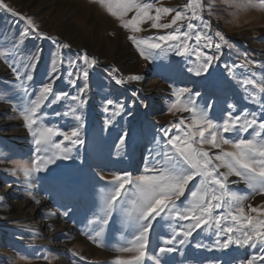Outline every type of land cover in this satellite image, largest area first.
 Returning a JSON list of instances; mask_svg holds the SVG:
<instances>
[{
    "label": "rangeland",
    "instance_id": "374dc122",
    "mask_svg": "<svg viewBox=\"0 0 264 264\" xmlns=\"http://www.w3.org/2000/svg\"><path fill=\"white\" fill-rule=\"evenodd\" d=\"M3 2L11 12L0 9V52H11L13 45L19 43L18 34L24 27V21L19 19L20 15L32 18L40 31L46 35L61 43L70 44V48L60 50L65 63L58 66L59 79L54 83L55 92L77 94V89L69 83L67 76L69 70H76L69 68L68 60H78L83 68L86 66L79 58L87 55L90 59H95L97 64L88 69L90 87L84 96L87 104L82 109L84 126L81 131L85 144L74 149V152H79V158L73 161H57L47 172L29 178L31 191L37 201H42L47 206V215L35 212L29 217L26 215V219L13 221H8L6 216L0 215V264H73V261L76 264H114L117 257L131 260L135 253L117 251L120 247L129 246L128 241L131 239V233L121 227L119 218L111 222L106 229L103 248H97L82 235L87 229V220L97 211L103 191L112 188L111 184L100 180L99 175L103 174L110 180L113 175L124 172L141 174L148 150L155 147L154 138L158 135V129L170 127L171 122L189 116L188 113L172 115L167 112L172 99L169 84L177 88L188 87L201 92L205 97L214 96L217 106L210 113L214 122H222L227 118V112L230 111L227 109L229 102L237 105L238 112L256 111L258 118H262L259 106L250 104L245 99L242 79L250 73L237 69L240 78L231 79L225 65L239 63L245 54L255 61L264 62V9L259 7V0H252V6L242 10L231 6L233 0H203L206 5H212V9L206 6L204 10L205 17L213 24L210 34L214 36L218 29L233 47L223 48L221 59L210 68V74L196 77L187 71L188 67H194L190 62L195 60L194 55L188 59L169 55L152 63L141 59L133 45L125 39L128 33L119 29L114 18L91 0ZM185 2L186 0H158L157 6L182 9ZM213 9L215 11L209 15ZM12 12L17 15L13 16ZM170 19L171 16L163 17L161 22L167 23ZM186 23L185 21L184 24ZM184 24L173 27H180L183 31ZM172 30L150 29L138 35L154 37ZM189 44L192 48L197 47L194 39L189 41ZM37 48H42L43 51L34 70V80L30 83L32 88L38 91L39 86L49 79L51 54L57 51L52 40L29 38L22 46L25 55L7 58L0 56V214L9 207L22 215L35 204L26 195L24 177L17 168L20 158H30L33 155L34 145L31 134L22 125V114L17 110L20 97L16 95L15 90L19 81L14 80L9 65L15 66L19 60L26 58L27 53L35 52ZM200 50L207 54L213 53V49L202 46ZM125 57L127 59L121 63ZM112 68L117 69L116 75L121 78L129 74H142L144 79L139 83L117 86L108 76ZM254 70L257 73L261 71L259 65ZM255 78L258 79L259 75ZM82 83L81 78L78 84ZM133 88H142L140 95L150 106L148 109L141 106L132 96L130 89ZM106 98L131 106L133 116L113 117V123L106 130V114L103 111ZM72 103L71 100H66L51 108H43V113H46L44 122L60 128L61 131H71L76 122L71 117H64L62 113ZM57 112L61 115L57 116ZM125 130L129 133L126 144L118 149L119 136ZM224 135L237 138L231 133ZM54 139L56 142L63 141L62 136ZM224 147L225 150H231L228 146ZM205 148L213 154L218 151L209 149L207 145ZM235 179L230 177V180ZM229 187L239 193L248 192L242 183L230 184ZM248 202L256 206L264 202V197L256 196ZM68 209L71 210L68 217H59V213ZM48 215L54 217L60 225L68 227L74 236L69 238V235H59L56 228L50 229L48 226L42 229L43 232H37V228L44 226L45 217ZM185 223L187 222H175L177 226ZM171 230L172 222L160 221L155 224L144 264H154L153 260H148V256L157 253L162 238L170 235ZM54 233L57 235L51 238L48 236ZM75 237L77 239H74ZM214 239L208 232L198 230V234H193L187 247L177 253L163 256V264H239L241 260L250 258L253 254L259 255L258 248H238L235 245L227 250L212 251L196 247L197 243L210 246ZM23 256H27L28 260L22 259ZM257 264L261 262L258 260Z\"/></svg>",
    "mask_w": 264,
    "mask_h": 264
},
{
    "label": "snow or ice",
    "instance_id": "6c2138e0",
    "mask_svg": "<svg viewBox=\"0 0 264 264\" xmlns=\"http://www.w3.org/2000/svg\"><path fill=\"white\" fill-rule=\"evenodd\" d=\"M91 2L114 18L116 26L128 33L125 39L133 45L141 59L149 63L169 55L186 59L194 55L195 60L190 61L194 67H188L187 71L200 77L210 74V68L220 61L224 47H233L218 29L214 36L210 34L213 24L205 17L204 10L206 6L212 9V5H206L203 0H186L182 9L157 6L158 0ZM231 6L237 10L247 9L252 6V0H233ZM259 7L264 9V0H259ZM0 9L11 12L3 0H0ZM214 11H210L209 15ZM12 15L17 14L12 12ZM168 16H171L169 22L162 23V18ZM19 19L24 21V27L18 34L19 43L13 45L11 52H0V56L7 58L25 55L22 46L29 38L52 40L57 49L51 54L49 79L39 86L38 91L32 88L30 82L34 80V70L40 61L42 48L27 53L26 58L19 60L15 66L9 65L14 80L19 81L15 90L20 97L17 110L22 114V125L31 134L34 145L33 155L20 158L17 168L24 177L26 195L36 203L38 201L31 191L29 178L47 172L57 161L79 158V152H74V149L85 144L81 131L84 126L82 109L87 104L84 96L90 87L88 69L93 68L97 61L84 55L79 58L86 66L82 68L78 60H68L69 68L76 70H69L67 76L69 83L77 89V94L55 92L54 83L59 79L58 66L65 63L60 50L70 48V44L61 43L40 31L30 17L20 15ZM178 24H184L185 30L173 27ZM150 29L173 30L154 37L138 35ZM193 39L196 48L189 44ZM200 46L213 49V53L201 51ZM258 65L261 70L259 73L254 70ZM225 68L231 79L240 78L237 69L250 73L242 79L245 99L259 106L262 118H258L256 111L238 112L237 105L229 102L227 118L222 122H214L210 116L217 106L214 96L205 97L201 92L188 87L177 88L169 84L172 99L167 112L172 115L188 113L189 116L171 122L170 127L158 129V135L154 138L155 147L148 150L141 174L124 172L113 175L110 180L103 174L99 175V179L111 184L112 188L103 191L97 211L87 220V229L82 235L97 248H103L106 229L119 218L121 227L131 233V239L128 241L129 246L120 247L117 251L135 255L131 260L117 257L114 264H144L150 235L155 224L160 221L172 222V230L170 235L162 238L157 253L148 256L154 264H163V256L187 247L198 230L208 232L215 239L210 246L197 243V248H207L208 251L227 250L233 245L238 248H258L259 255L253 254L239 264H257L258 260L264 264V202L256 206L248 202L256 196L264 197V62L255 61L245 54L239 63L225 65ZM116 73L117 69L112 68L108 76L117 86L139 83L144 79L142 74H129L121 78ZM258 75L259 78H255ZM81 78L82 85L78 84ZM130 91L141 106L145 109L150 107L140 95L142 88ZM66 100L73 102L62 113L64 117H71L76 122L71 131H61L58 127L46 124V113L42 111L45 107L51 108ZM103 111L106 114V130L113 123V117H130L134 114L131 106L112 98L104 100ZM56 115L61 113L57 112ZM225 133L234 134L237 138H228ZM128 135L125 130L119 136L118 149L126 144ZM58 136H62L63 141L56 142L54 138ZM205 145L218 151L210 153ZM224 146L231 150H225ZM230 177L236 179L230 180ZM239 183L246 186L247 193H239L229 187L230 184ZM70 211L68 209L59 213V217H68ZM176 221L187 223L177 226ZM52 227L50 224L49 228ZM22 259L27 261L28 257L23 256ZM73 264L76 262L73 261Z\"/></svg>",
    "mask_w": 264,
    "mask_h": 264
},
{
    "label": "bare ground",
    "instance_id": "6f19581e",
    "mask_svg": "<svg viewBox=\"0 0 264 264\" xmlns=\"http://www.w3.org/2000/svg\"><path fill=\"white\" fill-rule=\"evenodd\" d=\"M54 1V0H53ZM52 2V1H51ZM127 59V57H125V58H123L121 61V63H123L125 60ZM5 122V121H4ZM31 201H32V199H31ZM29 202V201H28ZM36 204V203H35ZM33 205V207H31L30 206V208H29V211L27 210V211H25L22 215H19V213L17 212H14L13 210H12V208L10 209L9 207H6V209H4V210H2V214H0V215H3L6 219H8V221H13V220H17V219H26V215H27V217H29V216H31L33 213H35V212H39V213H41L42 215L44 214V215H47L48 214V209H47V206H45V203L44 202H42V201H39V202H37V204L36 205ZM2 209V208H1ZM20 212H22V211H20ZM3 217V218H4ZM53 225V227L52 228H56V231H57V233L59 232V235L60 234H67V235H69V238L70 237H73L74 235H72V233L70 232L71 230L68 228V227H66V226H63V225H60L59 223H58V221L54 218V217H52V216H49L48 215V217L46 216L45 217V220H44V223H43V225L44 226H41L40 228H37V232L38 231H42L43 232V228H45V226H48L49 227V225ZM51 228V229H52ZM29 229V228H28ZM29 232V231H28ZM35 232V231H34ZM30 233V232H29ZM40 234V233H39ZM54 235H57V234H50V235H48L50 238L51 237H53ZM39 236V235H38ZM55 239V238H54ZM74 239H77L76 237L74 238ZM47 240H48V238H47ZM51 240V239H50ZM57 243V242H56ZM71 243V242H70ZM62 247V246H61ZM59 248V247H58ZM90 250V249H89ZM149 260V259H148ZM147 260V261H148Z\"/></svg>",
    "mask_w": 264,
    "mask_h": 264
}]
</instances>
